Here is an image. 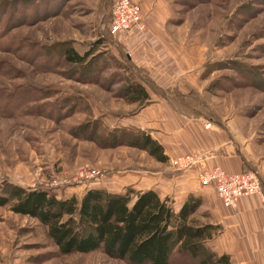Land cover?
<instances>
[{"label":"rangeland","instance_id":"1","mask_svg":"<svg viewBox=\"0 0 264 264\" xmlns=\"http://www.w3.org/2000/svg\"><path fill=\"white\" fill-rule=\"evenodd\" d=\"M132 1L141 7L142 28L113 36L114 0H0V189L13 184L80 198L89 188L125 193L168 183L186 170L173 160L192 156L190 168L196 157L161 162L137 147L107 146L103 138L118 127H137L126 121L150 99L166 98L180 114L200 118L204 128L209 123L223 131L222 145L241 160L239 171H253L260 181L262 196L251 198L258 199L254 215L264 217V0H161L159 17L153 12L157 0L146 9L142 0ZM149 23L160 24V31L130 36ZM69 47L87 53L82 63L63 58ZM167 71L176 75L167 85L152 76ZM131 82L143 83L149 99L128 102L123 91ZM214 167L224 170L202 168L196 179ZM83 168L98 174L75 179ZM211 188L199 183L193 194L201 205L192 224L216 227L204 244L218 254L210 244L226 229L228 213ZM218 217L224 222L216 223ZM241 252L228 254L232 264L248 262ZM170 262L198 264L177 249ZM0 264L130 263L101 251L60 254L45 226L3 205ZM249 264H264V255L253 254Z\"/></svg>","mask_w":264,"mask_h":264},{"label":"trees","instance_id":"2","mask_svg":"<svg viewBox=\"0 0 264 264\" xmlns=\"http://www.w3.org/2000/svg\"><path fill=\"white\" fill-rule=\"evenodd\" d=\"M86 57L87 53L79 54L71 47L63 53L70 64L82 63ZM123 94L128 102L149 99V91L141 82L127 84ZM105 136L107 146L126 144L146 150L158 161L168 159L162 145L140 128L118 127ZM3 205L45 226L60 254L101 251L130 264H171L177 249L198 264H232L228 254H216L204 244L216 227L192 224L201 205L200 197L193 194L175 210L168 197L161 198L153 189L111 193L89 188L80 198H59L49 189L6 184L0 189Z\"/></svg>","mask_w":264,"mask_h":264},{"label":"crops","instance_id":"3","mask_svg":"<svg viewBox=\"0 0 264 264\" xmlns=\"http://www.w3.org/2000/svg\"><path fill=\"white\" fill-rule=\"evenodd\" d=\"M149 1L151 0L141 1L143 9H146ZM161 6L162 1L157 0L153 10L157 17L164 15ZM153 12L151 16L155 18ZM148 20L149 22L153 21L152 18ZM160 27V24L155 23L150 24L148 29L146 28L144 31L132 29L130 36L138 39L144 35L143 32L148 31V33L153 34V32L160 31ZM152 76L156 80L161 79L159 82L167 85L176 75L167 71L163 73L154 72ZM168 100L166 98L150 99L149 103L141 107L133 118H128L126 124L136 125L151 134L163 146L164 153L169 160L179 155L196 157V162L190 168L179 173L175 172V175L168 179V183L162 181L158 185L154 184L137 189L139 191L153 189L162 198L171 194L173 204H176L175 210H178L189 194L196 193L199 186V180L196 177L200 169L220 166L227 172H237L242 169V164L241 160L234 153H231L228 145L223 147L222 130L217 127L204 128L200 118H190L180 114ZM163 110L166 112L164 119H162ZM65 197L67 196L65 195ZM254 198L251 196L249 198L242 197L235 207H224L226 208L225 213H228L226 217L227 227L224 232L213 239L214 243L210 244L218 254L226 253L234 257V250L240 248L243 250L241 253L247 257L248 262L246 264H249V257L253 254L256 256L264 255V217L257 218L254 215V207H256L258 200ZM234 215H237L238 218ZM221 221L224 222L221 217H218L215 222ZM240 234L243 235V240L234 244L235 238L239 237ZM223 241H225L224 245Z\"/></svg>","mask_w":264,"mask_h":264},{"label":"built area","instance_id":"4","mask_svg":"<svg viewBox=\"0 0 264 264\" xmlns=\"http://www.w3.org/2000/svg\"><path fill=\"white\" fill-rule=\"evenodd\" d=\"M143 15L141 7L132 0H114L112 15L109 23V33L118 36L135 26L142 28ZM210 127L207 123L205 128ZM194 161L192 156L178 157L172 164L178 169H187ZM98 170L83 168L75 179L91 180L96 177ZM201 186H210L216 197L226 208H233L242 197L262 196L260 181L253 171L228 173L219 167L203 170L198 174ZM56 183V180L53 181Z\"/></svg>","mask_w":264,"mask_h":264}]
</instances>
